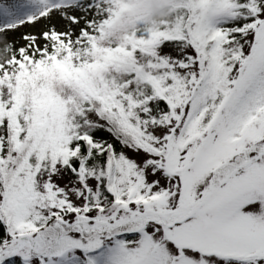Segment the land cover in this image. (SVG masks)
I'll return each mask as SVG.
<instances>
[{"label":"rangeland","instance_id":"374dc122","mask_svg":"<svg viewBox=\"0 0 264 264\" xmlns=\"http://www.w3.org/2000/svg\"><path fill=\"white\" fill-rule=\"evenodd\" d=\"M100 1L0 0V51L12 47L33 54L53 42L76 46L98 20ZM136 1L134 8L116 12L111 33L93 48V60L103 61L112 43L132 46L128 34L134 17L176 0ZM214 1L194 0L188 30L176 15L162 25L165 35L153 37L150 28L143 36L152 44L169 37H186V43H168L155 52L133 50L127 67L160 78L162 92L155 100L137 96L144 80L125 85L126 71L99 66L93 71V88L114 91L125 100L138 147L120 145L106 133L98 113L84 109L83 88L76 80L51 70L27 83L22 101L27 130L32 95L47 83L54 97L46 117L50 147L42 163L39 153L27 160L15 181L0 169V210L7 199L0 215L13 237L21 233L22 243L28 242L19 253L28 264H42L40 257L54 264L63 261L61 256L82 257L108 244L110 257L121 264H264V111L255 114L264 95V0L226 8ZM228 19L248 21V28L239 42L220 46L214 55L203 47L208 24ZM235 35L224 33L221 39ZM208 82L213 104L190 127L205 103L201 90ZM16 86V81L0 86L6 105ZM159 102L167 109L158 107ZM96 132L109 137V150L117 154L114 188L110 161L88 171L79 167L74 174L61 161L67 148ZM97 147L100 152L104 145ZM57 148L61 152L55 161ZM86 156L81 151L79 157ZM17 199L24 206L12 219L10 206ZM23 217L39 230L22 226ZM118 233L137 235L114 248Z\"/></svg>","mask_w":264,"mask_h":264},{"label":"trees","instance_id":"16d2710c","mask_svg":"<svg viewBox=\"0 0 264 264\" xmlns=\"http://www.w3.org/2000/svg\"><path fill=\"white\" fill-rule=\"evenodd\" d=\"M191 5H186L185 0H176L173 3L167 4L160 9L155 10L152 14L137 15L134 20L130 22L134 27L133 31L128 34L129 42L132 46H126L120 43H112L110 49L104 55V60L98 63L91 58L94 46L97 45L105 35L110 34L112 30L113 21L116 17V12L126 11L134 8L137 5L136 0H102L100 1L98 20L94 23L93 29L90 32H85L83 40L76 46L69 42H53L51 47L44 51L39 50L33 54L27 53L26 50L17 53L12 47L0 51V86L11 84L16 81L17 86L15 91L11 94V100L6 105L2 97H0V169L7 174V178L15 181L27 167V160H30L36 153H39L40 163L45 160V156L50 147V135L46 131V117L47 111L54 102V97L51 96V90L47 83H44L41 93H34L30 102V122L31 126L28 130L22 121L23 112V94L27 83L34 80V78H42L40 74L49 73L51 70L58 71L61 76L67 80H76L81 86L84 96V109H94L100 119L104 123V130L120 145H129L138 147L135 134L137 130L132 124L123 98L118 97L114 91L103 92L99 87H92L90 84V77L97 66L105 69L113 68L117 71L128 72L125 85H129L136 80H144L145 84L141 87L142 92L137 95L141 96L142 101L151 102L156 99L157 93L162 90L158 86V75H148L140 69H129L134 49H139L143 52H155L157 49L168 43L184 44L185 38H163L160 42L152 44L150 37L143 38L145 33L152 32V36L165 35L166 31L163 24L170 23V17L180 15L183 18V30H188L189 21L194 15L192 6L194 0H189ZM205 2L206 0H201ZM251 0H215L217 7H230L247 5ZM261 2L258 3L260 5ZM224 24H216L210 22L207 27V45L203 47H210V52L216 55L220 46L239 42L242 38L243 32L248 28V21L237 22L228 19ZM186 32V31H185ZM237 32L228 39H221L224 33ZM238 57V56H237ZM47 70V72H45ZM88 88L89 91L86 89ZM129 95V94H128ZM213 87L208 82L201 90V97L205 103L199 106L193 116L190 127L193 122L203 116L213 104ZM164 101V100H163ZM141 101H136V105ZM168 103V102H165ZM145 113L148 112V104L143 103ZM142 104V105H143ZM163 102L157 104L162 106ZM169 108V106H168ZM167 109V108H166ZM264 111V95L257 105L255 114L259 116ZM150 116V115H149ZM254 119H256V117ZM197 122V121H196ZM197 123H195L196 125ZM41 125V130L38 131V126ZM127 128V130H126ZM93 139L94 143L91 141ZM90 139L89 136L83 140H78L71 148H67L62 162L65 168L71 173L76 172L80 167L82 169H94L97 166H106V162L110 161V183L112 187L115 186L116 168H117V154L113 149L109 150L110 139L101 132H96L95 137ZM88 143V145H87ZM102 143L104 147L100 150L98 145ZM119 148V146H118ZM53 153V158L58 161L59 151ZM81 151H85L87 156L83 159L79 157ZM99 152V153H98ZM7 154V157H6ZM54 163V162H53ZM3 180V174L0 173V184ZM107 191L112 195L110 188ZM7 192V191H5ZM4 199L3 210L5 209ZM24 203L21 200H13L10 206L12 219L17 218L18 213L23 209ZM0 210V213L3 212ZM4 217L0 215V264H28V261L22 259L19 253L23 249H27V244H23L22 235L9 233L8 226L4 222ZM14 225L17 224L13 220ZM24 224L28 228L37 229L36 224L30 220L25 221V217L21 219V225ZM9 234V235H8ZM137 234L118 233L114 235V248L127 245L136 237ZM10 236V237H9ZM9 238V240H8ZM29 239V236L26 237ZM25 238V239H26ZM113 251L110 244L99 248L97 251L85 252L82 257L75 256L65 259L61 256L63 261L54 264H121L118 257L112 256ZM42 264H51L47 258L40 257Z\"/></svg>","mask_w":264,"mask_h":264}]
</instances>
